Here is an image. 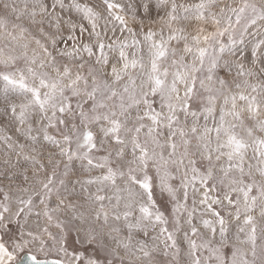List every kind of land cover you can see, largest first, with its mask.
Wrapping results in <instances>:
<instances>
[{
	"label": "snow or ice",
	"instance_id": "1",
	"mask_svg": "<svg viewBox=\"0 0 264 264\" xmlns=\"http://www.w3.org/2000/svg\"><path fill=\"white\" fill-rule=\"evenodd\" d=\"M0 264H264V0H0Z\"/></svg>",
	"mask_w": 264,
	"mask_h": 264
}]
</instances>
